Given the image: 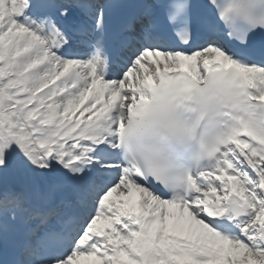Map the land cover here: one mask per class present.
Here are the masks:
<instances>
[{
  "label": "snow or ice",
  "instance_id": "1",
  "mask_svg": "<svg viewBox=\"0 0 264 264\" xmlns=\"http://www.w3.org/2000/svg\"><path fill=\"white\" fill-rule=\"evenodd\" d=\"M0 0V264H264V0Z\"/></svg>",
  "mask_w": 264,
  "mask_h": 264
}]
</instances>
